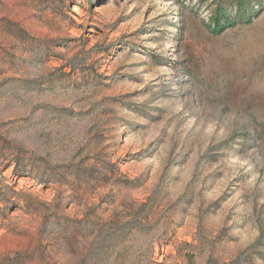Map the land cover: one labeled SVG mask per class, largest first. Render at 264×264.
I'll return each mask as SVG.
<instances>
[{
  "label": "rangeland",
  "instance_id": "1",
  "mask_svg": "<svg viewBox=\"0 0 264 264\" xmlns=\"http://www.w3.org/2000/svg\"><path fill=\"white\" fill-rule=\"evenodd\" d=\"M0 264H264V0H0Z\"/></svg>",
  "mask_w": 264,
  "mask_h": 264
}]
</instances>
